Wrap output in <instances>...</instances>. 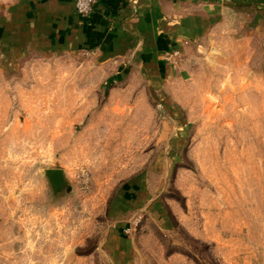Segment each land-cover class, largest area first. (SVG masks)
I'll return each instance as SVG.
<instances>
[{
	"label": "rangeland",
	"instance_id": "374dc122",
	"mask_svg": "<svg viewBox=\"0 0 264 264\" xmlns=\"http://www.w3.org/2000/svg\"><path fill=\"white\" fill-rule=\"evenodd\" d=\"M238 9L157 81L2 59L0 264H264V37Z\"/></svg>",
	"mask_w": 264,
	"mask_h": 264
},
{
	"label": "crops",
	"instance_id": "0c3cea01",
	"mask_svg": "<svg viewBox=\"0 0 264 264\" xmlns=\"http://www.w3.org/2000/svg\"><path fill=\"white\" fill-rule=\"evenodd\" d=\"M237 8L264 37V0H97L87 17L76 0H0V62L30 50L85 49L98 64L138 67L157 81L174 73L167 57Z\"/></svg>",
	"mask_w": 264,
	"mask_h": 264
},
{
	"label": "built area",
	"instance_id": "2783aa9c",
	"mask_svg": "<svg viewBox=\"0 0 264 264\" xmlns=\"http://www.w3.org/2000/svg\"><path fill=\"white\" fill-rule=\"evenodd\" d=\"M97 0H76V11L80 16L87 17L89 16L93 10L94 6L96 4ZM178 52H174L172 56L167 57L169 60L171 57L178 56Z\"/></svg>",
	"mask_w": 264,
	"mask_h": 264
},
{
	"label": "water",
	"instance_id": "95a60500",
	"mask_svg": "<svg viewBox=\"0 0 264 264\" xmlns=\"http://www.w3.org/2000/svg\"><path fill=\"white\" fill-rule=\"evenodd\" d=\"M47 175L56 190L63 186L64 176L61 170H48Z\"/></svg>",
	"mask_w": 264,
	"mask_h": 264
}]
</instances>
